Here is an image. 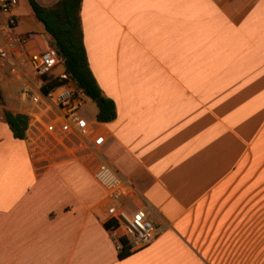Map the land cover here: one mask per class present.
I'll list each match as a JSON object with an SVG mask.
<instances>
[{
    "label": "crops",
    "instance_id": "1",
    "mask_svg": "<svg viewBox=\"0 0 264 264\" xmlns=\"http://www.w3.org/2000/svg\"><path fill=\"white\" fill-rule=\"evenodd\" d=\"M14 13L25 51L42 52L28 1ZM79 21L115 116L97 121L88 99L104 142L81 146L53 107L20 102L23 78L0 63L1 110L29 117L22 139L0 121V264H264V0H81ZM99 162L127 186L117 205L162 227L123 258Z\"/></svg>",
    "mask_w": 264,
    "mask_h": 264
},
{
    "label": "built area",
    "instance_id": "2",
    "mask_svg": "<svg viewBox=\"0 0 264 264\" xmlns=\"http://www.w3.org/2000/svg\"><path fill=\"white\" fill-rule=\"evenodd\" d=\"M17 5L18 0H0V63L6 65L10 73L23 78L16 90L18 99L20 102L28 99L35 104L42 101L53 107L61 119L62 132L73 130L79 136V145L86 146L89 143L93 148L99 147L104 142V136H90L88 122L82 114L89 98L80 89L66 79L62 84L45 92L41 90L44 83L42 75L49 74L54 67L62 63V59L48 44L38 54L25 51L24 46L29 40V35L14 30L18 21V16L14 13ZM30 76L35 79L33 88L28 84ZM60 76L66 78L63 74ZM2 119L0 106V121ZM46 128L52 130L53 125L49 124ZM93 178L104 190L108 201L107 221L112 223L107 230L117 250L121 247V237L126 240L129 250L134 251L145 247L161 233L162 227L152 222L146 209L139 208L128 212L117 205L127 186L111 166L99 162L93 171Z\"/></svg>",
    "mask_w": 264,
    "mask_h": 264
},
{
    "label": "trees",
    "instance_id": "3",
    "mask_svg": "<svg viewBox=\"0 0 264 264\" xmlns=\"http://www.w3.org/2000/svg\"><path fill=\"white\" fill-rule=\"evenodd\" d=\"M27 1L34 16L42 25V33L47 44L62 59L63 71L61 74L66 77L42 75L44 83L41 90L45 92L69 79L90 100L96 102L98 98L101 99L96 102L95 118L97 121L107 122L112 120L115 116L113 101L102 96L100 88L88 67L79 21L81 0H57L50 6H43L36 0ZM2 114L13 137L17 139L24 138L29 123L28 115L8 110L2 111ZM111 223L109 220L106 221L105 227L108 229ZM119 241L121 247L117 250L118 256L123 258L132 251L129 250L123 237L119 238Z\"/></svg>",
    "mask_w": 264,
    "mask_h": 264
},
{
    "label": "rangeland",
    "instance_id": "4",
    "mask_svg": "<svg viewBox=\"0 0 264 264\" xmlns=\"http://www.w3.org/2000/svg\"><path fill=\"white\" fill-rule=\"evenodd\" d=\"M43 32V31H42ZM62 71H63V68H62V65L61 64H59V65H57L54 69H53V75H49L50 77H55V76H59L61 73H62ZM1 94L3 95V103H4V100L6 99V98H4L5 96H6V94H5V92L4 91H2L1 90ZM8 98V97H7ZM86 106V111H85V114L87 115V116H91V114H92V111H93V109L91 108V104H90V106H89V104L87 105H85ZM3 111H5V110H3ZM8 111H10V110H8ZM107 221V220H106Z\"/></svg>",
    "mask_w": 264,
    "mask_h": 264
},
{
    "label": "water",
    "instance_id": "5",
    "mask_svg": "<svg viewBox=\"0 0 264 264\" xmlns=\"http://www.w3.org/2000/svg\"><path fill=\"white\" fill-rule=\"evenodd\" d=\"M101 99L100 98H98L97 100H96V102H99Z\"/></svg>",
    "mask_w": 264,
    "mask_h": 264
}]
</instances>
